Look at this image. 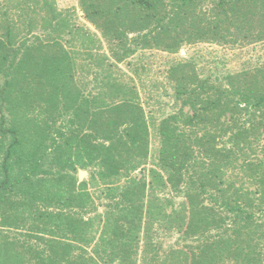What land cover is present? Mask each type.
Listing matches in <instances>:
<instances>
[{
  "label": "trees",
  "instance_id": "obj_1",
  "mask_svg": "<svg viewBox=\"0 0 264 264\" xmlns=\"http://www.w3.org/2000/svg\"><path fill=\"white\" fill-rule=\"evenodd\" d=\"M78 5L0 0V264H264V56L238 71L172 63L158 121L119 67L263 42L264 0ZM155 123L156 159L133 177Z\"/></svg>",
  "mask_w": 264,
  "mask_h": 264
},
{
  "label": "rangeland",
  "instance_id": "obj_2",
  "mask_svg": "<svg viewBox=\"0 0 264 264\" xmlns=\"http://www.w3.org/2000/svg\"><path fill=\"white\" fill-rule=\"evenodd\" d=\"M60 8H76L78 13L82 14L79 9L78 0H57ZM82 23L88 25L92 30L94 27L80 19ZM264 56V41L250 44L243 47H230L229 45L198 42L195 44L184 45L178 53H167L159 50L139 51L137 55L119 64L124 72V80L135 83L139 90L140 98L148 115H152L153 120L158 121L163 114L170 113L174 106L173 89L167 81V70L176 61L193 60L197 67L206 72L208 69L218 71H238L244 67L247 62H254ZM116 70V69H115ZM135 70L137 73H135ZM117 71V70H116ZM134 79V80H133ZM160 145L157 135V125L151 124V157L149 163L142 169L132 173L133 177L147 175L148 171L156 159V154ZM84 180L90 177V170ZM79 182V171L77 173ZM126 179L122 180L124 183ZM173 194V193H172ZM171 195V194H170ZM175 195V194H173ZM178 196V200H182ZM102 211L103 207L99 206ZM177 236L165 239V245L176 243Z\"/></svg>",
  "mask_w": 264,
  "mask_h": 264
},
{
  "label": "water",
  "instance_id": "obj_3",
  "mask_svg": "<svg viewBox=\"0 0 264 264\" xmlns=\"http://www.w3.org/2000/svg\"><path fill=\"white\" fill-rule=\"evenodd\" d=\"M88 174V172L84 169H79V179L82 181L84 179V176Z\"/></svg>",
  "mask_w": 264,
  "mask_h": 264
}]
</instances>
